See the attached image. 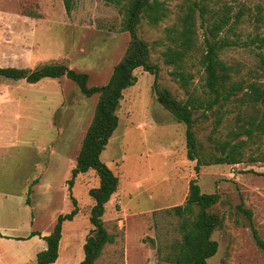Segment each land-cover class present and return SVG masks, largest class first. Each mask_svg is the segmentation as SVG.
<instances>
[{"label": "rangeland", "instance_id": "1", "mask_svg": "<svg viewBox=\"0 0 264 264\" xmlns=\"http://www.w3.org/2000/svg\"><path fill=\"white\" fill-rule=\"evenodd\" d=\"M162 1L169 17L157 26L143 21L138 33L161 68V83L180 100H187L189 93L172 79L173 67L166 65L162 53L172 44L168 29L179 27L180 15L193 1L208 5L207 18L223 4L233 6V12L245 4L241 39L264 36V0ZM259 8L263 22L257 29L253 14ZM123 17L105 0H77L71 14L63 0H0V66L34 70L63 63L87 73L90 86H103L131 40L121 30ZM201 23L198 11L199 43L206 30ZM227 35L236 38L233 32ZM248 42V47H233L221 57L234 67L237 80L263 82L261 50ZM190 70L189 92L202 97L203 69L196 64ZM135 74L138 82L124 91L119 127L101 156L119 178V187L103 216L115 242L105 246L96 264H170L164 261L166 246L182 236L181 218L173 208L185 204L192 179L203 193L220 195L212 211L224 217V225L212 236L219 249L208 264H264V251L255 242L250 222L237 210L244 204L253 211V223L264 239V135L240 138L248 142L241 163L211 165L196 173V161L187 156L186 126L158 103L154 76L143 68ZM98 101L99 94L88 98L65 77L35 84L0 77V264H37L39 236L49 235L58 217L74 209V198L79 214L64 223L54 264H80L84 259V245L93 230L94 199L89 192L99 187L100 177L93 170L81 174L72 189L69 180ZM218 108L195 115L197 136L207 153L237 131L241 115H257L260 121L264 113V107L257 114L236 103L221 114ZM218 115L223 123L215 131ZM33 232L41 234L31 237ZM159 248L165 252L159 254Z\"/></svg>", "mask_w": 264, "mask_h": 264}, {"label": "trees", "instance_id": "2", "mask_svg": "<svg viewBox=\"0 0 264 264\" xmlns=\"http://www.w3.org/2000/svg\"><path fill=\"white\" fill-rule=\"evenodd\" d=\"M77 0H63L66 11L71 14ZM117 6L123 14L121 30L130 34L131 40L123 59L115 66L107 84L90 86L89 75L69 68L63 63L45 64L34 70L17 67H1L0 77L19 81L26 80L35 84L43 79L67 78L77 84L81 92L88 98L99 94L95 116L83 140L76 166L72 170L69 188L72 189L75 180L81 174L95 171L100 177V185L90 190L94 199L91 209L90 223L92 234L84 245V259L80 264H96L105 246L115 242V236L105 227L103 216L106 205L119 187V178L106 165L101 156L106 150L111 138L119 127L118 111L124 97V91L138 82L135 71L143 68L154 76L153 92L158 103L173 115L177 122L186 126L187 156L190 161H196L195 171L200 173L202 167L211 165H236L242 162L247 147V140H240L242 136L252 139L255 133L264 135V113L258 121L257 115H241L237 131H231L225 140L216 143L214 150L206 152L196 132L197 118L195 115L202 109L221 114L223 108L236 103L243 111L249 108L259 113L264 107V81L237 80L233 66L227 64L221 57L223 52L233 47L249 46V42L259 48L258 56L264 68V36L257 33L249 35L248 40L241 39L240 26L245 23V4H238V10L233 12V6L223 4L222 7L210 13L208 5L193 1L187 11L179 17V27L168 29L172 44L162 53L166 65L173 67L172 79L189 93L187 100H180L168 87L161 83V68L152 60L150 45L140 38L139 28L143 21L151 26H157L169 17V9L162 0H105ZM200 11L204 31L203 41L199 43L197 13ZM256 27L263 22L262 8L253 14ZM236 37L230 38L232 33ZM200 65L204 72V96L191 94L190 86L193 73L190 66ZM250 111V110H249ZM252 112V113H253ZM223 123V117L218 115L215 131ZM232 139L239 140L232 143ZM218 151L220 154H218ZM220 201L217 193H203L196 179L189 183V193L184 205L176 206L173 211L181 218L179 230L181 239L166 246L164 261L170 264H208L219 249L217 241L212 239L214 232L224 225V217L213 212V207ZM74 209L58 217L54 230L43 237L47 248L37 254V264H54L59 258V247L63 236V225L66 221H73L79 214L77 200L74 198ZM239 213L248 218L256 244L264 251V239L253 223L254 213L244 204L237 207ZM39 235L33 232L31 237ZM165 251L158 249L159 254Z\"/></svg>", "mask_w": 264, "mask_h": 264}, {"label": "crops", "instance_id": "3", "mask_svg": "<svg viewBox=\"0 0 264 264\" xmlns=\"http://www.w3.org/2000/svg\"><path fill=\"white\" fill-rule=\"evenodd\" d=\"M37 233H40V232H37ZM41 234V233H40ZM45 236H48V235H44V234H41V236H39L40 238H39V243H40V246H39V252H41V251H43V250H45L46 248H47V245H46V242L44 241V239H42L43 237H45ZM42 237V238H41ZM63 237V236H62ZM35 238H37V237H35ZM35 238H33V239H35ZM62 241V240H61ZM60 244H61V242H60ZM61 246V245H60ZM60 248V247H59Z\"/></svg>", "mask_w": 264, "mask_h": 264}]
</instances>
